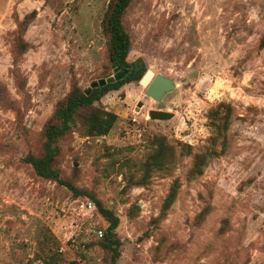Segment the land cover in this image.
I'll return each mask as SVG.
<instances>
[{
    "label": "rangeland",
    "instance_id": "obj_1",
    "mask_svg": "<svg viewBox=\"0 0 264 264\" xmlns=\"http://www.w3.org/2000/svg\"><path fill=\"white\" fill-rule=\"evenodd\" d=\"M108 1L0 0V83L18 108L0 106V264H106L95 241L107 223L94 202L35 176L22 157L39 146L72 75L84 89L112 73L100 27ZM32 9L23 33L30 47L15 63L19 88L9 32L14 16ZM122 21L127 61L141 58L174 88L158 101L137 81L107 91L96 105L116 115L110 130L71 132L56 166L117 216L116 264H264V0H132ZM149 109L172 116L151 119ZM216 110L228 113L225 130L210 124ZM156 136L171 146V161L137 184ZM203 151L206 164L190 173Z\"/></svg>",
    "mask_w": 264,
    "mask_h": 264
},
{
    "label": "trees",
    "instance_id": "obj_2",
    "mask_svg": "<svg viewBox=\"0 0 264 264\" xmlns=\"http://www.w3.org/2000/svg\"><path fill=\"white\" fill-rule=\"evenodd\" d=\"M131 1L109 0L100 20L101 31L105 38L106 63L111 68L112 73L114 69H126V73L119 80L91 88L88 94L83 93V89L78 86L74 75H72L67 92L55 103L42 126L39 146L35 151L28 152L22 157V160L30 165L35 176L54 181L71 191L72 196L84 195L94 202L96 211L107 223L103 234L95 241V244L107 254L106 264H116V259L120 255V240L115 233L118 218L113 211L104 207L94 194L76 187L71 180L63 177L61 170L56 166V159L59 154L60 140L67 137L71 132H77L83 137L107 134L116 119V115L101 108L96 103L107 91L117 90L126 82L138 81L146 70L141 58L138 57L132 61L126 59L130 48V39L124 29L122 18ZM35 14L36 10L32 9L21 18L14 16L15 28L9 32L10 55L14 65L10 69V73L19 88L22 87L24 78L18 72L15 63L30 47V44L23 38V33ZM260 46H264V38L260 40ZM111 74L101 78H106ZM0 106L18 110L13 101L6 96V89L2 83H0ZM208 117L210 124L216 130L227 128L229 122L227 112L222 115L216 110ZM152 143L153 146L141 164L143 177L137 182L140 185L145 183L148 173L152 169L165 168V165L169 164L172 158V148L165 143L162 136L154 137ZM183 147L187 148L183 151L184 154H187L189 146L184 144ZM209 154L210 151H203L193 155L190 173L199 174L206 164L205 158ZM177 187V180H172L161 204V214L174 200ZM208 211L207 206H204L198 214L199 218H204Z\"/></svg>",
    "mask_w": 264,
    "mask_h": 264
},
{
    "label": "water",
    "instance_id": "obj_3",
    "mask_svg": "<svg viewBox=\"0 0 264 264\" xmlns=\"http://www.w3.org/2000/svg\"><path fill=\"white\" fill-rule=\"evenodd\" d=\"M126 73V69L116 70L114 69V72L109 75L106 78H98L95 80L90 81L88 87L83 89L84 94H88L90 89L96 86H101L105 83L119 80L123 77V75ZM138 84L142 85L144 87L143 93L144 95L158 101L162 98V96L174 88L173 81L168 78L164 77L163 75L159 73H153L152 70L146 69L144 73L139 77ZM141 105V102L138 101L136 104V107H139ZM147 115L151 119H168L172 116V113H170L167 110H159V109H149L147 111Z\"/></svg>",
    "mask_w": 264,
    "mask_h": 264
},
{
    "label": "built area",
    "instance_id": "obj_4",
    "mask_svg": "<svg viewBox=\"0 0 264 264\" xmlns=\"http://www.w3.org/2000/svg\"><path fill=\"white\" fill-rule=\"evenodd\" d=\"M85 207L88 208V209H91L92 208V205L89 202H87L86 205H85ZM98 233L101 234V231L98 230Z\"/></svg>",
    "mask_w": 264,
    "mask_h": 264
}]
</instances>
